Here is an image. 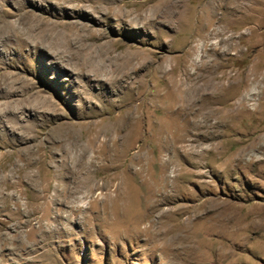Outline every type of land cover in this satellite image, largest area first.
Returning a JSON list of instances; mask_svg holds the SVG:
<instances>
[{
  "label": "rangeland",
  "instance_id": "374dc122",
  "mask_svg": "<svg viewBox=\"0 0 264 264\" xmlns=\"http://www.w3.org/2000/svg\"><path fill=\"white\" fill-rule=\"evenodd\" d=\"M0 264H264V0H0Z\"/></svg>",
  "mask_w": 264,
  "mask_h": 264
},
{
  "label": "bare ground",
  "instance_id": "6f19581e",
  "mask_svg": "<svg viewBox=\"0 0 264 264\" xmlns=\"http://www.w3.org/2000/svg\"><path fill=\"white\" fill-rule=\"evenodd\" d=\"M124 14V13H123ZM125 16H129L130 14L129 13H126V14H124ZM216 31H217V27H216ZM219 33V32H218ZM220 33H223V32H220ZM226 44H227V46L228 47H233V36L231 35V36H228L226 39H224L223 40ZM102 68L100 67V70H101ZM102 71V70H101ZM223 80V77H219L217 80H216V83H214L213 85H212V87H213V89H215V90H217V92H221V90L223 89V87L225 86V83L222 81ZM187 86L184 84V81L181 79V80H179V83H178V89H179V92H180V96H179V99H178V102H179V106H178V108H177V110H176V112H177V114L179 115V116H183V115H185L184 114V111L185 110H188L189 108H192L195 104V102H196V97L194 96V93L195 92H197V89H187L186 88ZM228 88L229 89H231L232 88V85H230V83L228 84ZM191 93V96L189 97V99H188V96H189V94ZM221 95V94H220ZM220 95H218L217 96V98L219 99V101H221V99H222V96H220ZM243 98V100H245V101H248V98H247V96H243L242 97ZM245 101H241L240 102V105L241 106H244L245 104H246V102ZM216 102V101H215ZM218 102V101H217ZM216 102V103H217ZM196 110H202V108H197ZM219 110V109H218ZM215 111H217V109H215V108H211V113L213 114V112L214 113H217V112H215ZM220 111V110H219ZM173 112V111H172ZM221 112V111H220ZM175 113V112H174ZM190 113V112H189ZM192 114V113H191ZM211 114V115H212ZM205 115V118H207V117H209V115H210V113H208V115L207 114H204ZM211 115H210V117H211ZM226 116V115H225ZM209 119H207L206 121V126L208 127L209 125H208V123H209V121H208ZM205 127V126H204ZM99 132L100 131H98V133L97 134H99ZM185 137V136H184ZM253 145V144H252ZM252 145H250V146H248V147H246V148H244V149H242L239 153L240 154H242V153H245V152H247V150L248 149H254V147L256 146H252ZM260 147V146H259ZM250 152V151H249ZM164 166H165V169H168V167H170L171 165H172V163H170V160H168L167 162L165 161L164 163ZM170 178V177H169ZM166 179H167V177H166ZM168 181V180H167ZM165 186H166V184H164ZM158 188V187H157ZM160 189V188H159ZM158 191V190H157ZM161 191V190H160ZM159 191V192H160ZM168 192V191H167ZM161 194V193H160ZM166 195V194H165ZM154 196V195H153ZM156 196V195H155ZM159 196V195H158ZM161 196V195H160ZM162 197V196H161ZM158 198V197H157ZM156 198V199H157ZM160 198V197H159ZM154 199H155V197H154ZM155 199V200H156ZM163 199V198H162ZM161 201V200H160ZM155 203V202H154ZM160 203V202H159ZM168 211V210H167ZM172 211V210H171ZM170 212V211H169ZM168 213V212H167ZM161 214V213H160ZM166 214V213H165ZM169 214V213H168ZM167 214V215H168ZM171 214H173V212H171ZM176 214V213H175ZM162 215V214H161ZM168 219H169V217H168ZM187 221V220H186ZM152 222V221H151ZM161 222V221H160ZM164 222V221H163ZM167 222H168V220H167ZM180 223V222H179ZM164 225V224H163ZM153 226H155V225H153ZM177 226V225H176ZM173 227L175 228V225H173ZM158 228V227H157ZM177 229V228H176ZM181 229V228H180ZM148 230V229H147ZM163 230H164V228H163ZM171 230V232H172V229H170ZM174 230V229H173ZM179 230V229H178ZM186 230V229H185ZM156 231V230H155ZM166 231V230H165ZM150 232V231H149ZM157 232V231H156ZM155 232V233H156ZM161 232V231H160ZM178 232H180V230L178 231ZM185 232V231H184ZM159 233V232H158ZM181 233V232H180ZM179 233V234H180ZM189 233V232H188ZM160 234V233H159ZM177 234V233H176ZM178 234V235H179ZM150 235V234H149ZM153 235H155V234H153ZM171 235V234H170ZM160 236V235H159ZM186 236V235H185ZM179 237V236H178ZM184 237V236H183ZM190 237V236H189ZM155 238V237H154ZM168 238V237H167ZM180 238V237H179ZM179 238H177V239H179ZM188 239V238H187ZM171 240V239H170ZM174 239H172V241H173ZM180 240V239H179ZM185 240V239H184ZM183 240V241H184ZM182 241V242H183ZM194 241V240H193ZM192 241V242H193ZM174 242V241H173ZM179 242V241H178ZM191 243V242H190ZM184 244V243H183ZM186 244H187V242H186ZM193 244H194V242H193ZM172 245V244H171ZM179 245H180V243H179ZM190 245V244H189ZM188 245V246H189ZM195 245V244H194ZM194 245H192V246H194ZM198 245V244H197ZM182 246H184V245H182ZM191 246V245H190ZM189 246V247H190ZM200 245H198V247H199ZM175 249H176V247H174ZM178 248V247H177ZM188 247H186V250L188 251V249H187ZM197 248V247H196ZM180 249V248H179ZM178 249V250H179ZM184 250H185V247L183 248ZM182 249V250H183ZM183 250V251H184ZM193 250V249H192ZM195 250V249H194ZM194 250H193V252H194ZM176 252H177V250H176ZM181 252V251H180ZM193 252H191V254L193 253ZM175 253V252H174ZM197 253V252H196ZM195 253V254H196ZM180 254V253H179ZM185 255L186 253H182V255ZM178 255V254H177ZM176 255V256H177ZM182 255L181 256H179V257H182ZM194 255V254H193ZM188 256V255H187ZM191 256V255H190ZM195 256V255H194ZM198 256V255H197ZM192 257V256H191ZM196 258V257H195ZM194 258V259H195ZM182 259V258H181ZM191 259V258H190ZM197 259V258H196ZM195 259V260H196ZM197 261V260H196Z\"/></svg>",
  "mask_w": 264,
  "mask_h": 264
}]
</instances>
